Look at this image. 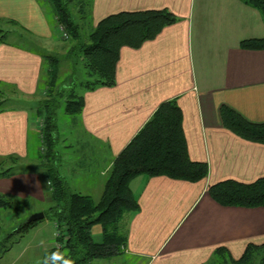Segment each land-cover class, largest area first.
<instances>
[{
  "label": "crops",
  "instance_id": "crops-1",
  "mask_svg": "<svg viewBox=\"0 0 264 264\" xmlns=\"http://www.w3.org/2000/svg\"><path fill=\"white\" fill-rule=\"evenodd\" d=\"M79 1L77 8L92 28L124 10L168 9L177 21L139 48L122 47L114 86L83 91L84 107L74 117L79 118L74 119L79 128L72 133L80 145L67 161L61 158L58 167L66 180L71 178L67 180L71 189L93 197L91 186L95 191L105 187L104 178L120 152L156 109L174 98L183 111L191 158L209 165L208 176L199 182L163 175L135 177L130 186L139 207L123 216L120 231L125 242L116 254L90 264H209L217 262L219 247L238 260L249 243H264V206H223L208 192L210 185L225 179L249 183L264 176V144L225 128L220 114L225 104L248 121L264 122V50L240 46L242 40L264 37L261 10L248 0ZM41 3L52 5L48 0H0V26L9 35L27 39L7 29L21 26L44 40V48L56 50V33ZM45 54L49 53L9 38L0 44V90L10 88L29 98L39 93L45 81ZM28 100L24 101L33 107L16 99L13 106L0 110V169L14 168L10 163L22 159L29 161L34 143L39 148V101ZM60 135L61 130L58 156L71 143H62ZM37 165L17 167L14 175L0 177V194H10L20 208L30 200L50 202ZM139 178L143 184L135 191L132 185ZM43 206L30 215L44 212ZM41 231L40 227L35 234ZM92 232L100 241L102 227L95 225ZM52 236L56 239L55 232Z\"/></svg>",
  "mask_w": 264,
  "mask_h": 264
},
{
  "label": "trees",
  "instance_id": "trees-1",
  "mask_svg": "<svg viewBox=\"0 0 264 264\" xmlns=\"http://www.w3.org/2000/svg\"><path fill=\"white\" fill-rule=\"evenodd\" d=\"M48 1L56 11L57 23L63 25L70 34L69 38L76 41L66 55L75 63L81 61L83 64L86 79L81 85L84 90L114 86L122 47L139 48L146 41L156 38L166 26L177 21V16L168 9L124 10L101 19L92 28L89 40L82 41L81 25L75 21L70 8V3L79 0ZM247 3L260 9L264 18V0H248ZM8 37L9 31L0 26V44L7 41ZM240 46L243 49L264 50V37L242 40ZM44 60V84L49 86V98L39 101L37 117L43 119V127L39 132L44 137L46 146L41 162L36 168L48 188V198L52 203L45 211L46 217L53 219L59 233L55 239L56 245L49 249L47 254L59 249L66 251L75 264H90L98 257L116 254L125 242V236L120 231L121 221L127 212L139 207L130 186L135 177L163 175L199 182L208 176L209 165L207 162L191 158L183 127V111L178 100L174 98L156 109L117 156L98 203H94L90 195L72 190L58 170L60 158L56 147L58 128L55 95H62V91L67 92L69 87L62 84L58 90L56 88L60 74L59 60L49 54L44 55ZM2 94L4 92L0 90V96H3ZM64 96L67 98L65 110L68 113L78 114L82 111L85 104L83 94H78L71 88ZM1 99L0 110L8 103V99ZM220 114L225 128L241 138L264 144V122L248 121L225 104L221 105ZM14 173L15 170L10 167L0 171V177H9ZM208 192L223 206H264V176L249 183L225 179L210 185ZM8 208L17 210L20 207L12 201L10 194H0V215L2 209ZM38 222L40 221L30 224L22 222L9 236L23 234ZM95 225L102 227L100 241L93 237L92 229ZM263 251L264 243H249L238 260L229 255L225 247H219L216 253L223 257L225 262L254 264V259ZM224 252L228 255L222 256ZM261 264H264V257Z\"/></svg>",
  "mask_w": 264,
  "mask_h": 264
},
{
  "label": "rangeland",
  "instance_id": "rangeland-1",
  "mask_svg": "<svg viewBox=\"0 0 264 264\" xmlns=\"http://www.w3.org/2000/svg\"><path fill=\"white\" fill-rule=\"evenodd\" d=\"M41 4L44 6V9L46 11V16H47L49 25L53 27L56 33L55 36H56V40L58 43L57 45L54 46L56 50H48L44 48V45H42V43L45 42L44 40H39L38 35H30L31 32L27 31L25 28L23 29L24 30L23 31L21 26L19 27L7 26V29H11L12 31H18L22 33L23 36L27 39H24V38L20 39L18 35H14L13 32H12L13 34H10L8 38L11 41L20 43L28 47L35 48L38 51L49 53V55H53L55 58L59 60L60 74L57 79L56 88L58 90L59 86L63 84V85L68 86L69 89L67 92L62 91L63 93L62 95L61 94L55 95V99L57 102L56 123H57L58 132L59 130H61V135H60L61 142L63 143L64 142L63 140H67V141L71 140V143H68V146L70 145V147H66L67 148L66 150L65 148H62V151L60 152L61 155H59L60 159L62 158L64 161H67L68 155L70 153L74 154V149H76L80 145V143H77L76 141L78 137L72 134V133H75L76 130L79 128L78 127L79 125L75 123L74 119H77L78 121L79 118H74L78 114H71V113L66 112L65 104H66L67 98L64 95L67 94L71 88H73L76 93L82 94L84 91V88L82 87L81 82H83L86 79V74H85L84 66L81 63V61L78 63H75L73 60H70L66 54H63L62 52V51H67V47L74 45L76 41L70 38L68 39L64 38L63 32L61 31L60 27H59L60 30L58 31V23L55 20L56 11L54 7L47 3H41ZM79 4H80L79 1L72 2L70 3V8L72 10L75 21L79 22V24L81 25V33H82L81 40L88 41L89 35L92 32V27L91 25L87 24V22L84 20L85 15H83L79 11V8H77V6L79 7ZM60 33L62 35H60ZM30 37L34 39H38L36 40L37 42L30 41L31 40ZM46 78L48 79L47 74H46ZM48 91H49V86L43 84L39 93H37L36 95H32L29 98V96L28 97L21 96L18 92H15L10 88L5 87V89L3 90L4 94H2L3 96H0V100H2L1 98L8 99V103L5 104V106H13L17 99V103L22 102V104L25 105L26 107H33L32 102H27L29 101L28 99L32 101L33 98H38V101H43L49 98ZM25 98H27V101H24ZM19 99H22V100H19ZM38 122H39L38 128L41 129L43 127V119L40 118ZM34 126L32 128H34ZM37 138L39 140L38 142L39 148L34 147L36 143H34L35 145L34 144L32 145L33 148L31 150V155H30L32 156V158H29V161L27 159H22L23 161H17L16 163H10V165L14 166L13 168L14 170H18L17 167L19 169H22V168H25V165L32 166L35 163L37 165L41 162L40 161L41 156L45 152L46 144L44 143L43 141L44 137L41 135L40 132ZM40 146H42L43 151H41ZM65 164L68 167L72 166V163H68V164L65 163ZM94 166L95 164H93V167L91 168V170L95 169ZM7 167H9V165L2 167L0 171L5 170ZM66 170L68 171V174L70 171H72L71 168L70 169L68 168ZM66 170L65 172L67 174ZM69 175L70 177L74 178L73 176H71L73 175L72 173H70ZM98 177L99 176L96 175L94 178H98ZM104 179L107 180L108 177L105 176ZM67 180L71 182V178H67ZM73 181H74V184L78 183V181H75V180ZM70 184L72 185V183ZM142 184H143V180H140L139 178L133 182L132 187L135 191H137L139 188V185L141 186ZM103 188L100 191H95L94 186H91V189H89V192L91 191L94 192V193L92 192L90 193L93 196L92 199L94 203H98L99 200L101 199L103 191H104ZM12 201L16 202V200H13V199ZM15 204H18V203H15ZM42 206L45 208V211H47L48 210L47 207H50L51 203L50 202L43 203V202L30 200L28 202V206L21 207L17 210L14 208L13 209L8 208V209L1 210L0 224L2 226V231L0 232V257H1L0 264H40V261H42V259L45 257L48 250L53 247V244L55 245V238H53L52 235L55 232L56 237H57L59 233L57 231V225L55 228L53 219L50 217L48 218V216L46 218L47 220H43V219L39 220L40 222H38L36 225L31 227L27 232L23 234H13L12 236H9V234H11V232H13V230L17 228L22 222L27 221V219L30 216V212L35 211V210H40ZM37 227L39 228L41 227L43 231L35 234L36 229H39ZM224 255H226L225 252L222 253V256ZM263 257H264V251L261 252V255L258 254V256L254 259V262H255L254 264H261V259ZM217 259H218L217 262L209 263V264H232L230 261L225 262L223 257H218Z\"/></svg>",
  "mask_w": 264,
  "mask_h": 264
},
{
  "label": "clouds",
  "instance_id": "clouds-1",
  "mask_svg": "<svg viewBox=\"0 0 264 264\" xmlns=\"http://www.w3.org/2000/svg\"><path fill=\"white\" fill-rule=\"evenodd\" d=\"M40 264H75V261L66 251L58 249L46 254Z\"/></svg>",
  "mask_w": 264,
  "mask_h": 264
},
{
  "label": "water",
  "instance_id": "water-1",
  "mask_svg": "<svg viewBox=\"0 0 264 264\" xmlns=\"http://www.w3.org/2000/svg\"><path fill=\"white\" fill-rule=\"evenodd\" d=\"M46 217L45 213L43 211H39V212H36V213H33L29 216V218L27 219L26 223L27 224H30L32 222H35V221H39L41 219H44Z\"/></svg>",
  "mask_w": 264,
  "mask_h": 264
},
{
  "label": "built area",
  "instance_id": "built-area-1",
  "mask_svg": "<svg viewBox=\"0 0 264 264\" xmlns=\"http://www.w3.org/2000/svg\"><path fill=\"white\" fill-rule=\"evenodd\" d=\"M60 28H61V31L63 32V36H64V38L68 39V38H69V34H68V32L65 30L64 26L62 25V26H60Z\"/></svg>",
  "mask_w": 264,
  "mask_h": 264
}]
</instances>
